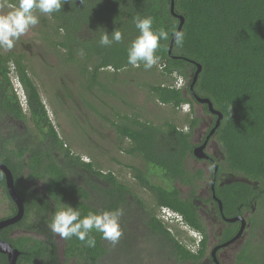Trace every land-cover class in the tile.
Masks as SVG:
<instances>
[{
  "label": "trees",
  "instance_id": "1",
  "mask_svg": "<svg viewBox=\"0 0 264 264\" xmlns=\"http://www.w3.org/2000/svg\"><path fill=\"white\" fill-rule=\"evenodd\" d=\"M0 2L15 6L17 0ZM175 13L185 19L184 44H174L172 55L177 58H173L169 55L171 38L161 42L157 52L160 59L151 70L161 69L162 81L144 85L157 103L175 112L187 105L191 113L184 118V126L176 121L155 125L139 115L106 118L118 135V149L141 158L144 167L114 162L129 169L136 183L152 194L153 212L147 224L156 231L170 235L156 215L157 209L164 207L181 215L185 225L206 233L198 207L192 202L197 192L185 198L181 191L182 186H194L202 178L201 171L186 168L187 158L195 157L193 137L202 121L196 117L197 102L190 90L201 65L194 92L209 99L223 114L212 139L224 158L220 168L239 177L222 197L230 215L251 214L250 240L239 258L247 264H264V0H175ZM137 14L153 17L154 29L164 27L170 34L181 22L171 13V0H69L61 11L40 22L47 30L45 40L62 63L77 64L87 82L83 87L93 90L105 89L101 81L104 76L112 82L122 73H146L143 66L127 64V48L139 34L132 22ZM116 28L124 33V41L101 47L100 35L104 31L111 34ZM29 71L25 54L0 49V163L12 172L16 191L25 204V216L17 228L37 235L6 241L22 253L17 264L58 263V252L52 246L56 236L48 222L61 206L76 207L82 216L120 208L128 203L129 196L146 206L128 182L94 161H84L65 143ZM15 77L25 91L27 112L14 92ZM178 80L187 86L177 88ZM204 110L211 114L207 105ZM10 119L23 122L27 128L10 130ZM39 182L45 185L41 192L36 191ZM0 188L11 200L1 171ZM40 234L45 239L39 238ZM92 235L97 241L94 248L85 247L75 237L64 239L67 257L77 258L78 264H98L105 246L99 233ZM0 264H8L1 253Z\"/></svg>",
  "mask_w": 264,
  "mask_h": 264
},
{
  "label": "rangeland",
  "instance_id": "2",
  "mask_svg": "<svg viewBox=\"0 0 264 264\" xmlns=\"http://www.w3.org/2000/svg\"><path fill=\"white\" fill-rule=\"evenodd\" d=\"M9 10L8 6L0 2V14ZM37 15L40 21L45 17L39 13ZM45 30L39 22L16 42L13 49L1 50L25 54L30 68L29 73L40 89L50 118L60 137L71 146L74 153L81 155L86 162L98 163L103 170L112 171L120 179L134 185L135 181L127 168L118 165L114 160L140 168L144 167V163L141 158L129 156L118 149V135L107 123L106 118L117 120V114L139 115L142 120L155 125L165 121H176L180 126H184V118L191 113L190 108L185 106L179 112H175L171 107L163 106L154 100L144 83L161 82V69L148 70L146 73H122L113 78L112 82L103 75L101 81L106 86L105 89L100 87L93 90L85 89L83 85L87 82L81 75L78 65L62 63L56 50L45 40L44 34L47 31ZM185 83L181 80L180 85ZM195 110L197 114L205 116L202 124V131L205 132L210 125V117L201 105L196 106ZM28 126L33 128L32 123ZM215 150V146L210 148L211 152ZM183 192L186 193V190ZM2 193L3 190L0 188V220L10 214L9 200ZM147 200L151 201V197L148 196ZM186 229L177 227L180 237L189 236ZM64 242V239L57 236L61 250Z\"/></svg>",
  "mask_w": 264,
  "mask_h": 264
},
{
  "label": "flooded vegetation",
  "instance_id": "3",
  "mask_svg": "<svg viewBox=\"0 0 264 264\" xmlns=\"http://www.w3.org/2000/svg\"><path fill=\"white\" fill-rule=\"evenodd\" d=\"M186 86L187 83L183 85V87ZM193 98L195 97L193 96ZM199 105H201L204 110L205 105L197 102L196 106ZM208 116L210 117V125L207 130L203 132L202 124L205 116L200 113L197 114L196 112V117L201 118L202 121L194 133V151L197 147L205 144L209 134L208 131L212 129L211 126L214 124L216 116L212 114H208ZM7 122H5V124H7ZM9 122L10 130L23 131L26 129V125L21 121L17 122L10 119ZM213 146H215L216 150L211 152L210 148ZM205 153L209 158H187L186 168L188 171H201L202 178H198L194 186H182L181 191L183 192L186 190V193L183 192L185 198L192 196V191L197 192L196 197L192 198V202L198 207V212L206 228V233L203 234L201 231L185 225L183 217L178 213L176 214L183 219V224L176 226L167 222L161 215V208L164 207L158 208L156 215L164 226L167 227L170 235L166 236L156 231L153 226L147 224L150 219V214L153 212L152 194L138 185L133 178L135 181L134 185L128 183L136 191L135 193L143 198L146 207L141 206L140 202L135 200L132 196H129L130 200L128 203L122 204L120 208H123L124 215L121 217L120 223L123 235L116 245H112L110 242L103 240L105 254L98 260V264H247L246 261L239 258V255L250 240L248 230L251 227L249 224V217L251 214L243 213L242 215H230V211L229 209L227 210L225 201L222 197L225 192L230 190V186L239 180V177L220 168L224 158L222 157L219 145L214 139H211L207 143ZM26 173L27 172L24 173L22 179H25L24 176ZM130 175L132 176L131 172ZM40 184V182L37 184L36 191L41 192L45 189V185L43 184L41 186ZM148 196L151 197V201L147 200ZM9 211L10 214L5 219L14 217L17 214L18 209L12 199L9 200ZM240 217L244 218L245 228L242 235L239 236L243 222L240 219L235 221L232 220ZM11 227L12 229L9 231H5L6 228L0 231V240L6 241V239H16L22 236H37L34 232H28L23 228H17L16 224ZM177 227L180 229L182 227L187 228L186 233H188L189 236L185 235V238L180 237L181 234L177 232ZM38 237L45 239L42 234L38 235ZM175 240L179 241V243H176ZM54 242L55 245L52 244V246H55L58 252L56 253V260H58V263H55L53 260H45L42 264L79 263L77 258H72L70 260L69 257H67L65 242L62 246V250L58 246L57 236ZM188 253L195 257L192 258Z\"/></svg>",
  "mask_w": 264,
  "mask_h": 264
},
{
  "label": "clouds",
  "instance_id": "4",
  "mask_svg": "<svg viewBox=\"0 0 264 264\" xmlns=\"http://www.w3.org/2000/svg\"><path fill=\"white\" fill-rule=\"evenodd\" d=\"M68 2L69 0H17L15 6H8L10 10L0 14V49L6 51L13 49L16 42L40 22L37 13L51 16L61 11L63 5ZM132 22L139 33L127 48V64L133 68L143 66L147 71L156 66L160 59L157 52L162 47V41H168L171 38L177 47H182L184 44L185 33L183 31L173 29L170 34V31L164 27L154 29V18L151 16L137 14L132 18ZM123 41L124 33L120 28H116L111 34L104 31L98 43L101 47H111ZM179 82L180 80L176 83L177 88H179ZM13 87L23 110L27 112V97L17 78L13 81ZM167 213L171 214V221L165 219ZM123 215V208L90 211L82 216L76 207L61 206L48 222V228L54 236L65 240L75 237L88 248H94L97 243L96 237L92 235L93 232L99 233L102 240L116 245L123 235L120 223ZM161 215L173 225L183 224V219L169 208H161Z\"/></svg>",
  "mask_w": 264,
  "mask_h": 264
},
{
  "label": "water",
  "instance_id": "5",
  "mask_svg": "<svg viewBox=\"0 0 264 264\" xmlns=\"http://www.w3.org/2000/svg\"><path fill=\"white\" fill-rule=\"evenodd\" d=\"M171 13L175 17L180 19L181 22H180V25H179L177 31H182L184 23H185V19L183 16H180V15L175 13V0H171ZM173 47H174V42L171 41L170 48H169V55L171 57H173V55H172ZM173 58H177V57H173ZM201 71H202V66L198 65V70L196 71L194 80L190 86V90H191L193 96L195 97L196 101L200 104L207 105L210 113L212 115L216 116L217 120H216L215 126L209 132V134L206 138L205 144H203L200 147H197L194 151V155L198 159L209 158V156L205 153L206 145L214 137V135H215L216 131L219 129V127L221 125V121L223 119V114L221 112L215 110L212 102L209 99L201 98L194 92V87H195V84L198 80V77H199ZM0 171L3 172V174L5 175L6 185H7V190H8L9 196L15 202L17 209H18L17 214L14 217L0 221V231H1L4 228H8L10 226H13V225L19 223L23 219V217L25 216V205H24V201L22 200V198L20 197V195L16 191L15 179L13 177L12 172L2 163H0ZM238 219H240L243 222V225H242L240 233H239V236H240V235H242V233L244 231L245 224H244V218L243 217L234 219L232 221H235ZM0 253L7 256L8 264H17L18 258L21 255V252L19 250L15 249L9 242L2 241V240H0Z\"/></svg>",
  "mask_w": 264,
  "mask_h": 264
},
{
  "label": "built area",
  "instance_id": "6",
  "mask_svg": "<svg viewBox=\"0 0 264 264\" xmlns=\"http://www.w3.org/2000/svg\"><path fill=\"white\" fill-rule=\"evenodd\" d=\"M180 84H181V81L179 82L178 87L179 88H182L184 84L183 85H180ZM170 216H171V214L170 213H167V215L165 216V219L168 220V221H171L170 220Z\"/></svg>",
  "mask_w": 264,
  "mask_h": 264
}]
</instances>
